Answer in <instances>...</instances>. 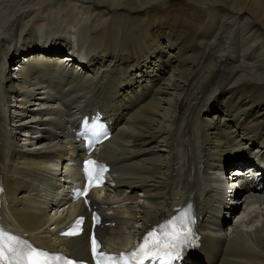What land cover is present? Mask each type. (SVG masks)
Wrapping results in <instances>:
<instances>
[{
	"label": "bare ground",
	"instance_id": "bare-ground-1",
	"mask_svg": "<svg viewBox=\"0 0 264 264\" xmlns=\"http://www.w3.org/2000/svg\"><path fill=\"white\" fill-rule=\"evenodd\" d=\"M174 1L191 17H164ZM194 14L206 23L185 25ZM46 55L57 60L38 78ZM96 112L112 132L96 155L115 186L91 197L109 236L139 234L190 199L201 242L187 264H264V190L216 183L228 159L264 169V0H0V219L76 257L85 233H56L82 206L54 192L79 172L71 127Z\"/></svg>",
	"mask_w": 264,
	"mask_h": 264
},
{
	"label": "snow or ice",
	"instance_id": "snow-or-ice-1",
	"mask_svg": "<svg viewBox=\"0 0 264 264\" xmlns=\"http://www.w3.org/2000/svg\"><path fill=\"white\" fill-rule=\"evenodd\" d=\"M103 171L104 169L97 166L95 161H86L85 175L88 187L79 195H86L94 181L95 186H99L101 183L99 177ZM93 220L96 221L98 218L94 216ZM82 223L83 218L77 219L72 230L62 234L67 236L79 234ZM190 223V212L185 210L161 225L159 229L148 232L135 250L121 253L119 256H108L99 252L98 242L93 236L91 240L93 258L96 264H145V261L173 264L180 258L182 250L192 242ZM0 264H73V261L61 255H51L32 246L26 240L0 229Z\"/></svg>",
	"mask_w": 264,
	"mask_h": 264
},
{
	"label": "rangeland",
	"instance_id": "rangeland-1",
	"mask_svg": "<svg viewBox=\"0 0 264 264\" xmlns=\"http://www.w3.org/2000/svg\"><path fill=\"white\" fill-rule=\"evenodd\" d=\"M186 12V13H184L183 15H185L187 18H190L191 17V13L189 12V10L188 9H186V8H184V9H182L181 8V6L179 5V3H177V2H173L172 3V5L170 6V7H168V9H167V12H166V14H164L163 16L164 17H167V16H173V15H175L176 14V16H179L180 14H182L183 12ZM180 12H182V13H180ZM180 13V14H179ZM196 15V17L194 18V20H195V24L193 23V25L192 24H189L188 22H186V21H184V24L185 25H187V26H198L199 24V26H202L201 24H205L206 23V21L204 20V18L201 16V14H194V16ZM174 19V20H173ZM173 19H171L172 21H175V23H176V26H181V24H180V22L179 21H181V22H183V20H178L177 18H173ZM177 21H176V20ZM197 20V21H196ZM199 20H200V22H199ZM197 23H198V25H197ZM189 24V25H188ZM143 25H145V26H147V24H141V26H143ZM208 25H211L210 23L208 24ZM214 26H221L220 24H218L217 22L215 23V25ZM239 26H244V25H239ZM30 44V43H29ZM19 48H20V46H19ZM18 49V48H17ZM23 56H20L19 54L17 55V58L19 59V58H22ZM21 63V62H20ZM21 67H22V65H20ZM233 168H235V167H233Z\"/></svg>",
	"mask_w": 264,
	"mask_h": 264
}]
</instances>
